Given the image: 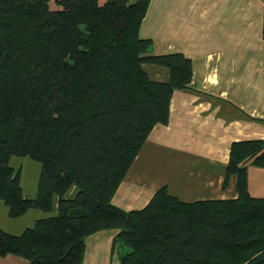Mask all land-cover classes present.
<instances>
[{"label":"trees","instance_id":"16d2710c","mask_svg":"<svg viewBox=\"0 0 264 264\" xmlns=\"http://www.w3.org/2000/svg\"><path fill=\"white\" fill-rule=\"evenodd\" d=\"M149 2L0 0V200L15 218L49 212L58 197L55 215L20 234L0 229V256L79 264L86 236L116 229L120 264H264V198L247 188L248 165L264 168V139L230 143L224 185L236 176L235 198L182 201L162 186L140 208L112 203L192 79L189 57L150 54L152 39L138 35ZM143 62L167 67L168 80L150 79ZM12 156L40 162L35 197L23 196Z\"/></svg>","mask_w":264,"mask_h":264},{"label":"crops","instance_id":"0c3cea01","mask_svg":"<svg viewBox=\"0 0 264 264\" xmlns=\"http://www.w3.org/2000/svg\"><path fill=\"white\" fill-rule=\"evenodd\" d=\"M263 0H150L138 35L151 38L150 54L179 51L190 58L189 87L170 98L166 124H155L117 186L112 203L130 210L144 206L155 190L165 186L182 201L230 199L237 196L236 176L224 185L230 143L264 139ZM148 77L167 81L165 66L143 62ZM12 156L20 171L22 194L36 195V165ZM248 192L264 198V168L248 165ZM72 186L66 197H72ZM29 209L12 218L0 200V229L19 234L35 220L57 211ZM116 229H102L84 239L79 264H120ZM0 264H28L24 257L6 254Z\"/></svg>","mask_w":264,"mask_h":264},{"label":"rangeland","instance_id":"374dc122","mask_svg":"<svg viewBox=\"0 0 264 264\" xmlns=\"http://www.w3.org/2000/svg\"><path fill=\"white\" fill-rule=\"evenodd\" d=\"M18 159H22V157H19ZM26 160L27 161H31V163H34L35 165H36V167L35 168H31V169H29L28 171H27V173H28V176L29 177H31V176H33V178H35V184H37V182H38V179H39V174H40V169H41V164H40V162H38V161H36V160H33V159H31L30 157H28V156H26ZM11 166V165H10ZM19 166L20 165H17V167H15V171H18L19 170ZM12 167V166H11ZM37 186V185H36ZM75 194V193H74ZM74 196V195H73ZM72 198V197H71ZM57 212V211H56ZM56 213H54V214H51V215H48V216H52V215H55ZM47 217V216H46ZM43 218V217H42ZM31 226H33V224L31 225ZM31 226H29V227H31ZM20 234V233H19Z\"/></svg>","mask_w":264,"mask_h":264}]
</instances>
